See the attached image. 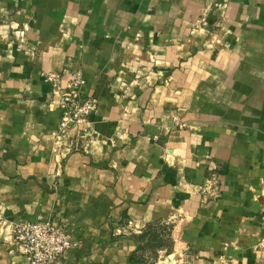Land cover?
<instances>
[{
	"label": "crops",
	"instance_id": "obj_1",
	"mask_svg": "<svg viewBox=\"0 0 264 264\" xmlns=\"http://www.w3.org/2000/svg\"><path fill=\"white\" fill-rule=\"evenodd\" d=\"M77 70L92 136L55 155L44 74ZM0 210L65 227L61 264H264V0H0Z\"/></svg>",
	"mask_w": 264,
	"mask_h": 264
},
{
	"label": "built area",
	"instance_id": "obj_2",
	"mask_svg": "<svg viewBox=\"0 0 264 264\" xmlns=\"http://www.w3.org/2000/svg\"><path fill=\"white\" fill-rule=\"evenodd\" d=\"M44 78L53 87L55 94L60 96L62 119L54 133V154L78 151L72 135L75 134L77 140H88L92 136V119L98 111L99 101L85 93L87 80L80 70L72 72L68 80H65L62 73L55 71L44 74ZM174 122L180 129L186 127L179 116ZM199 190L212 198H220V176L212 174ZM0 235L4 238L7 236L6 241L17 246L30 264H61L67 252L75 246L73 238L63 226L42 220L14 223L1 210Z\"/></svg>",
	"mask_w": 264,
	"mask_h": 264
},
{
	"label": "trees",
	"instance_id": "obj_3",
	"mask_svg": "<svg viewBox=\"0 0 264 264\" xmlns=\"http://www.w3.org/2000/svg\"><path fill=\"white\" fill-rule=\"evenodd\" d=\"M156 228L157 227L151 228L147 235H145V237H148L147 241L149 242L148 247H150V249L164 247V245L166 246V244L170 240V238L166 237V235H170V228H163L160 232L156 231Z\"/></svg>",
	"mask_w": 264,
	"mask_h": 264
}]
</instances>
